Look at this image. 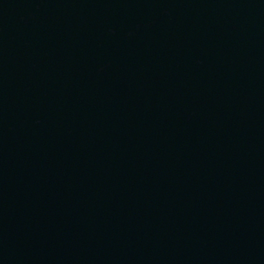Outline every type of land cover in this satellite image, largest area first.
<instances>
[{"label": "water", "instance_id": "1", "mask_svg": "<svg viewBox=\"0 0 264 264\" xmlns=\"http://www.w3.org/2000/svg\"><path fill=\"white\" fill-rule=\"evenodd\" d=\"M0 264H264V0H0Z\"/></svg>", "mask_w": 264, "mask_h": 264}]
</instances>
